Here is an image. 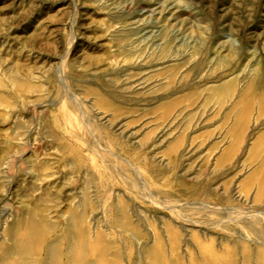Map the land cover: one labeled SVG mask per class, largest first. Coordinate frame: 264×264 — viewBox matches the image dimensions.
<instances>
[{
    "label": "rangeland",
    "instance_id": "rangeland-1",
    "mask_svg": "<svg viewBox=\"0 0 264 264\" xmlns=\"http://www.w3.org/2000/svg\"><path fill=\"white\" fill-rule=\"evenodd\" d=\"M0 264H264V0H0Z\"/></svg>",
    "mask_w": 264,
    "mask_h": 264
},
{
    "label": "bare ground",
    "instance_id": "bare-ground-1",
    "mask_svg": "<svg viewBox=\"0 0 264 264\" xmlns=\"http://www.w3.org/2000/svg\"><path fill=\"white\" fill-rule=\"evenodd\" d=\"M18 244V243H17ZM17 255V254H16ZM19 255V254H18ZM33 255V254H32ZM83 257V256H82ZM21 259V258H20ZM23 260V259H22ZM25 263H28V262H25Z\"/></svg>",
    "mask_w": 264,
    "mask_h": 264
}]
</instances>
